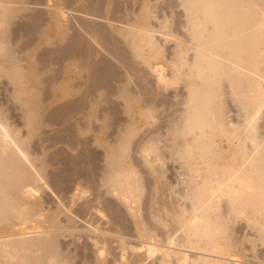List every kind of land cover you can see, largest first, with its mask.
I'll list each match as a JSON object with an SVG mask.
<instances>
[{
  "label": "bare ground",
  "instance_id": "obj_1",
  "mask_svg": "<svg viewBox=\"0 0 264 264\" xmlns=\"http://www.w3.org/2000/svg\"><path fill=\"white\" fill-rule=\"evenodd\" d=\"M54 1L53 6L47 1L46 14H37L36 11L32 17L27 11L31 8L29 5L42 4L43 0H0V80L5 78L12 84L11 97L22 111L26 128V133H21L10 123L0 106V228L20 229L22 225L29 224L33 228L49 229L28 237L19 233L21 237L17 234L16 239L5 240L6 243L2 241L0 264H144L151 257L154 259L151 264H230L221 259L236 250L246 261H232L231 264H264V131L261 130L264 124H260L255 116L260 110L264 111V0H179L177 3L183 8L184 20L181 19V22L185 29L181 37L176 36L171 20L161 22L159 32L176 41L173 57L169 60L174 68L171 82L183 84L177 101L180 107L177 106L172 124L167 121L165 133H152L141 141L137 150L141 158L138 163L134 162L136 158L131 157L134 148L132 139L138 134L136 123L121 124L123 121L119 123L117 120L121 113L131 116L134 107L143 103L144 109L138 112L152 124L158 112L151 104L159 98L155 97L158 88L155 84L171 83L161 70L156 74L159 83H150V80L147 81L150 76L145 75L151 59L156 60L164 53H161L162 46L157 41L155 26L152 27L154 23H150L155 2ZM74 3L77 8H73L80 13V18L69 14L73 11L70 5ZM67 8L72 10L66 11ZM86 16L100 17L107 22L88 23ZM17 17L31 18L33 22L17 19L19 22H16L17 25L14 22L15 26L13 21ZM38 20H41L40 23ZM112 21L128 27H119V23L115 25ZM46 27L47 31H44ZM12 28L17 33L39 35L38 46L46 45L48 49L42 47L33 54L21 55L16 49V40H11L9 35ZM69 38L71 42L65 45L64 40ZM120 41L125 42L124 46L120 45ZM101 48L105 52H100ZM96 52L99 56L102 53L98 59L92 57ZM112 57L124 66L127 74H134L132 78L122 75L123 68L120 71L118 62H114ZM53 63L59 64L57 67L62 72L56 69L62 73L61 76L56 75ZM77 73L86 80L83 78V82L75 83ZM140 88H146L148 93H142ZM111 97L116 99L111 100ZM233 104L242 113L241 120L232 119L230 107ZM99 107L115 115V126L108 120L110 116L104 114L99 117ZM77 115H81L80 119ZM99 120L100 137L97 142L107 148L103 173L97 177L99 175L95 174V166L90 159L84 170L88 190L98 195L94 194L97 197L95 200L89 198L82 201L77 209L74 205H67L63 196L68 193L65 189L73 183L80 169L79 163L57 150L48 154L50 147L46 143L42 146L44 140L48 141L42 137V128L49 122L64 126V129L57 128L50 137L51 144L65 138V142H79ZM107 123L112 124L111 128L114 126L116 140L113 144L104 139ZM85 136L87 139V134ZM41 139L45 156L37 159L30 146ZM163 141L188 176L187 193L181 195L180 192L179 198L177 193L175 198V190L172 196H168L172 200L164 196L166 191L172 193L176 188H171L163 178L165 157L161 153L151 154L161 148ZM86 143L82 148L83 158L87 153ZM222 143L227 145L226 149H223ZM151 155L152 158L149 157ZM54 159L65 161L62 177L57 173L62 170H56V175L48 170ZM139 164L146 171H142ZM145 172L151 176L150 180L154 179L150 181V184L154 182L152 186H148ZM50 176L53 189L54 186L56 189L59 187L62 194L64 189L65 195H60L62 201L56 206L44 207L45 201L40 195L44 193ZM43 180L45 187L42 186L44 189L41 188V192L38 186ZM101 192L114 196L120 205L112 199L107 204L104 203L107 198L101 201L103 198L100 200L99 193L104 195ZM78 194L73 193L70 198L74 200L78 195L81 199L82 195ZM144 200L147 201L145 208L141 206ZM96 201L104 203L105 209L111 212L114 219L117 218L115 223L119 225L124 221L123 216L129 215L140 242H128V239L120 237L115 247L112 246L114 235L108 238L105 234L94 232L91 237L88 232L86 234L93 240L91 242L89 238L88 245L93 243L92 247H97L99 252L106 249L108 253L106 256L97 253L96 257H92L89 249L85 260L79 262L77 259L80 257L76 259L77 253L69 248L64 238L78 237L77 232L82 226L79 222L86 218L84 215L92 207H96ZM119 206H123L124 210ZM92 212V215L95 214ZM123 223L126 225V222ZM246 229H249L248 232ZM178 232L179 236L174 237ZM106 234L109 233L106 231ZM88 236L85 237L88 239ZM145 243H153L158 248L154 250L152 245L147 244L146 250ZM167 243L176 247L168 248ZM139 247L145 252L140 253ZM249 249L252 255L247 254ZM156 252L158 256L153 257Z\"/></svg>",
  "mask_w": 264,
  "mask_h": 264
},
{
  "label": "rangeland",
  "instance_id": "obj_2",
  "mask_svg": "<svg viewBox=\"0 0 264 264\" xmlns=\"http://www.w3.org/2000/svg\"><path fill=\"white\" fill-rule=\"evenodd\" d=\"M49 3H48V2ZM52 0H43V3L41 4H31V5H29V6H31V8H30V10L28 9L27 11H29L30 13H31V16L32 17H34V15H36V13L37 14H43L44 12H47V10H48V5L46 4V3H48V4H50V6H53L54 4H55V1L53 0L52 2H51ZM148 1H150V0H148ZM168 1V2H167ZM179 0H152V4H154V2H155V8L153 9V13L154 14H152L153 16H151L152 18L150 19V23L152 24V23H154V24H152L153 26L152 27H154V29H156V32H155V34H156V38H158L157 39V41H158V43H159V41H160V45L162 46V50H161V53L162 52H164V53H162V54H164V55H162L161 53V55L160 56H157V58H156V60L155 59H151V61H150V64H148V68H146L147 69V73L145 74V72L143 73V71H142V74H143V76H147V74H148V76L147 77H149V79H147V81H149L150 83H153V84H155V83H159V82H157V79H158V76H156V74L158 75V73H161V72H158L159 70H161L162 72H163V74H164V72H165V74L164 75H166L165 77H166V79L168 80L169 79V81L171 82V78L173 77V75H174V68L171 66V64H170V57H173V53H174V51H175V45H176V41L175 40H171V39H167V37H166V35H164L163 33H161V32H159V30L161 29V22L162 23H164L165 22V20L167 21V20H171V23H172V27H173V30H174V32H175V34H176V36L177 37H181V36H183V34H184V31H185V29L183 28V21L182 20H184V15H183V8L180 6H178L179 5V3H177ZM157 2H158V4H157ZM165 2V3H164ZM170 2V3H169ZM174 2V3H173ZM76 3V2H75ZM75 3L74 4H71L70 6H71V8H77V3H76V5H75ZM172 3V4H171ZM157 4V5H156ZM176 6H175V5ZM73 5V6H72ZM76 7H75V6ZM167 5H170V6H167ZM173 5V6H172ZM173 9H172V8ZM45 8H46V10H45ZM74 8H73V11H70L69 12V14H70V16H71V14H73L74 15V17H79V15H80V13H78L76 10H74ZM42 10V11H41ZM68 10H72V9H66V11H68ZM37 11V12H36ZM40 11H41V13H40ZM174 11V12H173ZM36 12V13H35ZM35 13V14H34ZM179 13V14H178ZM44 14H46V13H44ZM68 14V12H66V15H69ZM73 15L71 16V17H73ZM178 15V16H177ZM161 16V17H160ZM167 16V17H166ZM174 16V17H173ZM181 16H183V17H181ZM88 19H86L87 21H88V23L91 21H93L92 23H98V22H100L99 24H101V23H105V21L107 22V20L106 19H101L100 17H95V16H86ZM180 17V18H179ZM80 18V17H79ZM90 18V19H89ZM178 18V19H177ZM17 19H19V17H17L16 19H15V21H13V25H15V23L18 21ZM28 19V20H27ZM156 19V20H155ZM182 19V20H181ZM20 21H25V22H33L32 20L33 19H29V18H22V17H20V19H19ZM153 20V21H152ZM160 20V21H159ZM39 22L38 23H40V21L41 20H38ZM44 20H42V22H43ZM97 21V22H96ZM164 21V22H163ZM182 21V22H181ZM15 22V23H14ZM19 22V21H18ZM41 22V23H42ZM113 22V24H117V23H119V24H117L119 27H128V26H126L124 23H121V22H117V21H115V22H117V23H114V21H112ZM180 22V24H177V23H179ZM37 23V24H38ZM44 23V22H43ZM176 23V24H175ZM45 24V23H44ZM16 25H17V23H16ZM15 25V26H16ZM39 25V24H38ZM46 25V24H45ZM125 25V26H124ZM157 25V26H156ZM174 25V26H173ZM179 25V26H178ZM14 26V27H15ZM47 26V25H46ZM48 27H49V25H48ZM182 27V28H181ZM160 28V29H159ZM12 29H14V28H12ZM12 29L11 30H9V35H10V37H11V40H13V41H15V46H16V49H17V51H18V53L19 52H21V55H27V54H30V53H32L33 54V52L36 50V49H41L42 47L44 48V50H46L45 48H47V47H45L46 45H42V46H38L39 45V35H36V34H31V33H28V34H25V33H22V32H18L17 33V30L16 29H14L13 31H12ZM139 30H142V28H139ZM44 31H47V27L45 28V30ZM12 32V33H11ZM161 33V34H160ZM183 33V34H182ZM14 35L16 36V37H14ZM179 35V36H178ZM31 36H33V37H31ZM165 36V37H164ZM30 37V38H29ZM29 38V39H28ZM36 38V39H35ZM26 40V41H25ZM32 40V41H31ZM24 41V42H23ZM34 41V42H33ZM38 41V42H37ZM67 41V42H66ZM71 42V39L69 38V39H66V40H64V43H65V45H67V44H69ZM122 41H120V45L121 46H124V43L125 42H122ZM25 43H26V45H25ZM26 46V47H25ZM174 47V48H173ZM48 49V48H47ZM161 49V48H160ZM101 51H104L105 52V49L104 48H101V50H100V52ZM103 52V53H104ZM95 53V52H94ZM94 53L92 54V55H94ZM166 53V54H165ZM101 55H102V53H100ZM100 55V56H101ZM100 56H99V53L98 52H96V54L94 55V56H92V57H94V58H100ZM165 56V57H164ZM167 56V57H166ZM97 58V59H98ZM113 58V60H114V62H118V60H116L115 61V59L116 58H114V57H112ZM93 60H95V59H93ZM112 60V61H113ZM54 64V63H53ZM52 64V65H53ZM119 64V65H118ZM118 67H119V70L120 71H122V75H124V76H127V75H129V74H127V71L125 72L124 71V66L122 65V64H120L119 62H118ZM59 65V64H58ZM57 65V63H55L54 65H53V68H54V70H55V72H57V74L56 75H62V73L60 74V73H58L59 71H61L60 69V67H57L58 66ZM121 65V66H120ZM142 66V65H141ZM147 66V65H146ZM149 67H150V69H149ZM159 67V68H158ZM59 69V71H57V69ZM122 70H121V69ZM143 68H145V67H143ZM155 71V72H154ZM62 72V71H61ZM86 72V71H85ZM125 72V73H124ZM124 73V74H123ZM150 73V74H149ZM82 74H85V73H82ZM127 74V75H126ZM145 74V75H144ZM78 75V76H77ZM130 75H131V73H130ZM130 75H129V78H132V76L134 75V74H132L131 75V77H130ZM136 77V76H135ZM135 77H133V78H135ZM147 77H144L145 79L147 78ZM77 78H80L79 77V74L77 73L76 75H75V78H74V81H75V83H81V82H83V78H84V80H86V78L85 77H82V78H80V79H77ZM77 79V80H76ZM151 79H153V80H151ZM155 79H156V81H155ZM82 80V81H81ZM119 80H121V79H119ZM78 81V82H77ZM118 81V80H117ZM116 81V83H118ZM136 82V81H135ZM149 83V84H150ZM134 84V83H133ZM158 88H157V95H155V97H159V98H155V101L153 102V103H151L152 104V106L153 107H156V111H158L156 114V118H154L153 119V123L152 124H149V122L146 120V119H144L143 117H141L142 115L140 114L141 113V111L144 109L143 107L144 106H142V104L143 103H140L139 104V106H136V108L134 107V109L132 110V114H131V116L130 115H123V113H121V115H119L118 117H120V119H118L117 120V122H119V123H121L122 121H123V123H121V124H127L126 122H128V123H130V124H133L134 123V121H135V126H137L136 128H137V131H138V134H137V136L136 137H134L133 139H132V146L134 147L133 148V150L131 151V157L133 158L134 157V159L136 158V160H134V162H137L138 161V159H141V158H139V155L137 154L138 153V151L137 150H139V148H140V146H139V144L141 143L142 144V142L141 141H145L146 139H147V137H150V136H148V135H153L154 133H155V135H156V133H157V135H159V134H163L162 133V131H164V133L166 132V129H167V127H166V124H168V123H170V124H172V122H171V119L172 118H174L175 116V114L177 113V111H178V108H177V106H178V102L177 101H179V99H180V94H181V92H182V87H183V84L180 82H177L176 84L175 83H167V85L166 84H164V83H159V86L161 85V89H159V86L157 85V84H155ZM165 85V86H164ZM134 86H135V84H134ZM13 88V86H12V84H10L5 78H3V79H1L0 80V106H1V108L3 109V111L5 112V114L8 116V118H9V121H10V123H12V125L14 126V127H16L21 133H26V128H25V126H24V120H23V116H22V111L20 110V108H19V106H18V104H17V102L16 101H14V99H12V97H11V94H12V91H11V89ZM165 88V89H164ZM13 90V89H12ZM165 92H164V91ZM180 90H181V92H180ZM140 91L142 92V93H148L147 91L148 90H146V88H144V89H142V88H140ZM177 91V92H176ZM178 92H179V94H178ZM159 93V94H158ZM162 93V94H161ZM179 96H178V95ZM178 97H177V96ZM10 96V97H9ZM143 96V95H142ZM160 96H162V97H160ZM115 98V97H114ZM113 97H111V100L112 99H114ZM165 98H167L168 100H165ZM116 99V98H115ZM163 99V100H162ZM159 100H160V102H159ZM169 100H171L170 102H169ZM156 101H158L157 102V104H156ZM165 101V102H164ZM168 101V102H167ZM163 102H164V104H163ZM174 102V103H173ZM106 104H108V103H105V105ZM161 104V106H159ZM169 104V105H168ZM173 104V105H172ZM155 105V106H154ZM158 105V106H157ZM103 106V105H102ZM164 106V107H163ZM169 106V107H168ZM101 107V106H100ZM98 108V114H99V117L101 116H103L104 114H105V116H110V118L108 119L109 121L111 120V122L113 123V122H115L116 121V117H114L113 116V114H110V110H104L105 109V106L101 109V108ZM137 107H138V109H137ZM166 107H168L167 108V110H166ZM178 107H180V105L178 106ZM177 108V109H176ZM231 112H230V115H231V117H232V119H242L243 117H242V113H240L239 112V110H238V107H236L234 104L233 105H231ZM139 109H141V111L139 110ZM158 109V110H157ZM164 109V110H163ZM103 112H102V111ZM137 112H136V111ZM138 111H140V113L138 112ZM165 111H167L166 113L168 114V116H169V120H166L167 118H168V116L166 115V113H165ZM162 112V113H161ZM101 113H102V115H101ZM134 113H138V114H134ZM80 114V113H79ZM78 114V115H79ZM106 114H108V115H106ZM159 114V115H158ZM78 115H77V119L79 118L80 119V117H81V115H80V117H78ZM82 116H83V113H82ZM256 119H258V122L260 123V124H264V111L263 110H260V112H258L256 115ZM100 117V118H101ZM127 117V118H126ZM46 118H47V114H46ZM115 118V119H114ZM130 118V119H129ZM134 118V119H133ZM122 119V120H121ZM131 119H133V121L131 120ZM113 120H115V121H113ZM108 121V122H109ZM165 121V122H164ZM167 121H170V122H168L167 123ZM111 122H109V123H111ZM117 122H116V124H117ZM133 122V123H132ZM164 122V123H163ZM109 123H107V125L109 124ZM101 124V121L99 120V121H96V123L95 124H93V128L91 129V130H89V132L87 133H85V134H83L84 135V138H83V141L82 140H80L79 142H78V140H77V142H74V141H68V139H67V141L69 142H65L66 141V138H65V140L63 139L62 141H60V142H57V143H55V144H51V136L54 134V132L57 130V128H63L64 129V126H60V125H57V124H50V122L47 124V126H44L43 128H42V132H44V133H42L43 134V138H46V139H48V141L46 142L45 140H44V142L42 141L43 139H41V140H39L37 143H35V144H31V146H30V148H31V150H32V152H33V155H35V157L37 158V159H42L44 156H45V154L43 153V151H42V148H41V142H43L42 143V146L43 145H45V143L50 147V149L48 150V154L49 153H52V152H56V150L57 151H60V152H62L61 154H63V155H67V157H73L72 159H76L77 160V162L79 163V168L80 169H78V167H77V172H76V176H75V179H74V181H73V183L68 187V189H65L66 191L68 190V193H66V196H63L64 197V202L67 204V205H74V207H79V205L82 203V201H85V200H87V199H89L90 198V200H95L94 198L96 197L95 195H98V193L97 194H95V192H94V194H92V192L90 191V190H88L89 189V187H88V185H87V183H86V181H85V172H84V170L87 168V165H88V160L89 161H91V163L95 166V174H97V175H99V176H97V177H101L102 175H101V173H103V164H105V159H106V154H107V148H106V146H104V145H102L101 143H98L97 142V139L100 137V135L98 134L99 132H98V129L100 128L99 126H101L100 125ZM115 123H113V125H114ZM115 124V125H116ZM110 125H112V124H109L106 128V133L104 134V139H105V141H107L108 143H110V144H113V142L115 143V138H116V134H115V131L113 130L114 129V126L111 128V126ZM134 125V124H133ZM149 125V126H148ZM162 125V126H161ZM110 126V127H109ZM168 126V125H167ZM263 126V125H262ZM161 127H163V128H161ZM166 127V128H165ZM157 128V129H156ZM165 128V129H164ZM159 129V130H158ZM161 129V130H160ZM264 129V126H263V128L261 129L262 131H264L263 130ZM154 131V132H153ZM157 131V132H156ZM159 132V133H158ZM153 133V134H152ZM264 133V132H263ZM87 134V139H86V135ZM145 134V136H143ZM91 135V136H90ZM143 136V137H142ZM115 137V138H114ZM144 138V139H143ZM115 139V140H114ZM85 140H87L86 142H84ZM111 140H114V141H112V143H111ZM81 141L84 143V145H82L83 143H81ZM110 141V142H109ZM138 141H140V142H138ZM162 142V141H161ZM164 142V141H163ZM74 143V144H73ZM85 143H86V150H87V153H85V157L83 158L82 156H83V150L84 149H82V148H84V146H85ZM37 144H39V145H37ZM50 144V145H49ZM89 144V145H88ZM140 144V145H141ZM161 144V148L160 149H162L161 151H158V150H160V149H157L156 151H155V153H151V154H153V155H155V154H163L164 155V171L162 172V175H163V178H166V179H164V180H166V182H168L169 184H170V186H171V188L173 187V189H174V191H172V193H170L171 191H166V192H168V193H164V196H167V198H168V200H172L173 198L172 197H168V196H172L173 195V192H175V190H176V195L174 194V197L175 198H177V193H178V198H179V193L181 192L182 194L181 195H183L184 193H187V191H188V188L186 187L187 186V180H188V176H187V174H186V172L184 171V169H183V167H182V165H180V163H179V161H177V160H175L171 155H170V153H169V151H168V149H167V144L164 142V143H160ZM164 144H166V146L164 145ZM37 146V147H36ZM221 146L223 147V149H226V147H227V145L225 144V146H224V143H222L221 144ZM225 147V148H224ZM135 149V150H134ZM133 151H134V153H133ZM59 152V153H60ZM69 153V154H68ZM81 154H82V156H81ZM153 155H151V156H149L150 158H152L153 157ZM138 156V157H137ZM70 158V159H71ZM77 158H80V160H78ZM82 158V159H81ZM93 160V161H92ZM87 162V163H86ZM140 162H141V160H140ZM139 162V163H140ZM138 163V162H137ZM136 163V164H137ZM142 163V162H141ZM142 164H139L138 166H139V168H140V166H141ZM142 168H140L142 171L144 170V171H146L145 170V168H143L144 166L142 165L141 166ZM94 168V167H93ZM63 169H65V161L64 160H61V159H54L53 160V162L48 166V170H49V172H50V174H52V175H54V173H55V175L57 174V173H59L58 175H59V177H62V173H63ZM59 171V170H62V171H60V172H57V171ZM52 172H54V173H52ZM57 172V173H56ZM79 172V173H78ZM185 172V173H184ZM79 174V175H78ZM147 173L145 172V174L144 175H146ZM84 175V176H83ZM164 175H165V177H164ZM83 176V177H82ZM148 176H150L149 174H148ZM147 175H146V181L148 182H146L147 184H148V186H149V184H150V181L151 180H153L154 181V179H151L150 180V178H151V176L150 177H148ZM51 177L52 176H50L49 178H47V182H46V184L45 185H47V187H46V189H44L43 187H45V185H44V180H43V182H41L40 184L41 185H39L38 186V189L40 188V190H41V188H43L44 189V193H42L41 195H40V192L38 193V195H40L41 197H42V199L45 201V204L43 205L44 207H47V206H51V207H54V206H56L58 203H60V201H62V199L61 198H63L62 196H60V195H65L64 194V189H63V194H62V191H61V189L58 187L57 189H56V187L54 186V189H53V186L52 185H54L53 184V180L51 181ZM153 178V177H152ZM151 182L152 184H150L151 186L154 184V182ZM51 182V183H50ZM84 183V184H83ZM86 183V184H85ZM52 184V185H51ZM172 184V185H171ZM44 185V186H43ZM56 185V184H55ZM43 186V187H42ZM52 186V187H51ZM88 187V188H87ZM186 188V189H185ZM42 189V190H43ZM59 189V190H58ZM181 189V190H180ZM42 190H41V192H42ZM184 190L186 191V192H184ZM80 193V195H82V196H80L81 197V199L79 198V194H78V192ZM61 192V193H60ZM78 194V195H76V198L74 199V200H72V198H70V196H72L73 195V193L74 194H76V193ZM101 193H103L104 195H100V193H99V196H100V200L103 198V200H101V201H105V199L107 198V200H106V202H104V203H108L109 201H111V199L114 201V203L117 205V204H119L118 203V200H116V198L114 197V196H111V195H109V194H107V193H104V192H101ZM167 194V195H166ZM172 194V195H171ZM37 195V197H40V196H38ZM78 196V197H77ZM71 199H69V198ZM83 197V198H82ZM102 197V198H101ZM110 197V199H108ZM114 197V198H113ZM79 198V199H78ZM86 198V199H85ZM97 198V197H96ZM105 198V199H104ZM164 198H166V197H164ZM172 198V199H171ZM40 199V198H39ZM80 200V201H79ZM48 201V202H47ZM59 201V202H58ZM100 201V202H101ZM116 201V202H115ZM184 201V200H183ZM147 201H145L144 200V203H143V205L141 204V206L142 207H144L145 208V205H147V203H146ZM103 203V202H102ZM102 203H98L97 201L95 202V204H96V207L94 206V207H92L93 209H95V211L94 212H92L93 211V209H91V211L90 212H88V214H86V215H84V216H86V218L85 219H81L82 221H80L79 222V224L81 225L82 224V226H81V230H78V232L80 233V231H81V234H82V236H81V234L79 235V233L77 232V236L78 237H75V239H74V237L73 236H70V237H66V238H64V240H65V242L66 243H68L67 245L69 246V248L71 249L72 248V250H74V252H76L77 254L76 255H78L77 257H76V259L77 258H79V259H77V260H79V262H83L84 260H85V258L87 257L85 254H87V251H89V249L91 250V252H90V255L93 257H96L95 255H98L97 253H101L100 255H105L106 256V254L108 253L107 251H106V249L103 251V252H99L98 250H97V247H92V244L93 243H91L90 245H88V243H89V241H90V239L89 238H91L92 237V235L94 234V232L98 235L99 233L100 234H105V236L106 237H110L111 238V236H113L112 238H114L113 240L115 241H112V242H114L113 243V245L112 246H115V247H117V244H118V239H120V237L121 238H123L124 240L126 239V241H127V239H128V242L130 241V242H133V243H139L140 241H139V239H137V237L135 236V234H136V229H134L135 228V224H134V222L132 221V219L129 217V215L128 216H126L127 214H125L124 216H123V219L122 220H124V221H122V222H120V225H119V223H115L116 221L115 220H117V218L116 219H114L115 217L111 214V212L110 211H108V209L106 210L105 208H106V206H104V203L102 204ZM113 203V202H112ZM185 203V202H184ZM48 204V205H47ZM97 204H99V205H97ZM102 205V206H101ZM120 205V204H119ZM187 205V204H186ZM100 206V207H99ZM122 210H124L123 208V206H119ZM78 209V208H77ZM105 209V210H104ZM91 212L92 213H95V214H91ZM99 212V213H98ZM109 212H110V214H109ZM91 214V215H90ZM90 215V216H89ZM112 216V217H111ZM79 217V216H78ZM114 217V218H113ZM80 218V217H79ZM111 220V222L109 221V220ZM113 219H114V221H113ZM127 219H129V222H128V220ZM131 219V220H130ZM126 220V221H125ZM86 221V222H85ZM92 221V222H91ZM83 222H85V223H83ZM91 222V223H90ZM109 222V223H108ZM123 222H126V225H124L125 223H123ZM132 222V223H131ZM122 224V225H121ZM33 225V224H32ZM91 225V226H90ZM110 225V226H109ZM131 225V226H130ZM23 226V227H22ZM21 227L22 228H18V229H12L11 227L10 228H0V239H1V241H0V244H1V242L3 241V243L5 242V240L8 242L10 239H13V238H15L16 236H17V234H18V236L19 237H21L22 235H25V236H27L28 237V235L29 236H33V235H35L36 233L38 234V233H41V232H47L49 229L48 228H46V227H34L33 228V226H31V225H29V224H26V225H22ZM114 226V228L113 229H111L112 227ZM122 226H123V228H122ZM124 226H125V228H124ZM89 227V228H88ZM103 227V228H102ZM115 227H116V229H115ZM119 227H121V228H119ZM130 227V228H129ZM84 228H85V230H84ZM96 228V229H95ZM102 228V229H101ZM119 230H118V229ZM39 229V230H38ZM46 229H47V231H46ZM105 229V230H104ZM125 229V230H124ZM130 229V230H129ZM11 230V231H10ZM36 232H35V231ZM38 230V231H37ZM110 230V231H109ZM113 230H116V231H113ZM128 230V231H127ZM247 230V232H248V230L249 229H246ZM18 231V232H17ZM104 231V232H103ZM106 231H107V233H109V234H106ZM119 231V232H118ZM131 231V232H130ZM251 231V230H250ZM10 232H12V234L10 233ZM35 232V233H34ZM83 232V233H82ZM85 232V233H84ZM88 232H90L89 234L91 235V233H93L92 235H91V237H89L87 234H88ZM103 232V233H102ZM110 232H112V233H110ZM132 232H135V233H133L132 234ZM15 233V235H13ZM21 234V236H20V234ZM87 233V234H86ZM119 233V234H118ZM129 235H128V234ZM33 234V235H32ZM84 234V235H83ZM95 234V235H96ZM111 234V235H110ZM177 234H180L179 232L178 233H176V235L174 236V237H178L179 235H177ZM9 235V236H8ZM13 235V236H12ZM109 235V236H108ZM120 235V236H119ZM134 235V236H133ZM3 236H4V238H3ZM10 236H12V238H10ZM17 236V237H18ZM85 236H88V239L85 237ZM94 236V235H93ZM8 237V238H7ZM23 237V236H22ZM136 237V238H135ZM2 239H4V240H2ZM16 239V238H15ZM116 239V240H115ZM175 239V238H174ZM91 240H92V238H91ZM132 240V241H131ZM134 240V241H133ZM11 241V240H10ZM76 241V242H75ZM91 242H93V240L91 241ZM6 243V242H5ZM148 244V245H147ZM151 245H152V249H154V250H156L158 247L157 246H155L153 243H150ZM168 245V248H175L176 246H174L173 244H169V243H167ZM87 245V246H86ZM145 245H147V246H151V245H149V243H145L144 244V246ZM154 245V246H153ZM93 249H91L90 247ZM144 246H142V247H144ZM87 247H88V250H87ZM142 247H139L140 249H138L139 250V252L141 253L142 251H144L145 252V249L147 248L146 246H145V249L143 250V249H141ZM157 247V248H156ZM86 250H85V249ZM258 248H261V247H258ZM148 249V248H147ZM146 249V250H147ZM262 249V248H261ZM77 250H78V252H77ZM85 250V251H84ZM252 252V250H247V254L248 253H250L251 255L253 254V253H251ZM157 254V255H156ZM249 254V256H251ZM99 255V256H100ZM108 256V255H107ZM156 256H158V252H156L155 253V255L153 256V257H156ZM242 256V253H239V252H237V250L236 251H233L232 253H231V255H227L225 258L223 257L221 260L224 262V263H236L237 261H246V259H244V257L242 258L241 257ZM85 257V258H84ZM228 258V259H227ZM250 258H252V257H250ZM249 258V259H250ZM224 259V260H223ZM76 260V261H77ZM151 260V261H150ZM235 260V261H234ZM153 261H154V259L151 257V258H148V259H146L145 260V263L144 264H151V263H153ZM228 261V262H227ZM233 261V262H232ZM255 261V260H254ZM147 262V263H146ZM150 262V263H149ZM134 264H136V263H134Z\"/></svg>",
  "mask_w": 264,
  "mask_h": 264
}]
</instances>
